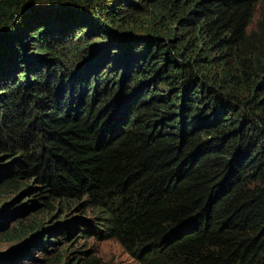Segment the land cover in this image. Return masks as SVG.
Returning <instances> with one entry per match:
<instances>
[{"label":"trees","instance_id":"16d2710c","mask_svg":"<svg viewBox=\"0 0 264 264\" xmlns=\"http://www.w3.org/2000/svg\"><path fill=\"white\" fill-rule=\"evenodd\" d=\"M0 160L138 264H264V0H0Z\"/></svg>","mask_w":264,"mask_h":264},{"label":"rangeland","instance_id":"374dc122","mask_svg":"<svg viewBox=\"0 0 264 264\" xmlns=\"http://www.w3.org/2000/svg\"><path fill=\"white\" fill-rule=\"evenodd\" d=\"M261 15L259 5L250 30ZM7 166L0 160V176ZM92 217L94 212L81 204L67 210L57 205L45 208L32 182L9 193L0 180V264H83L94 259L100 264H138L116 241L82 233L83 222ZM21 232L27 235L20 237Z\"/></svg>","mask_w":264,"mask_h":264}]
</instances>
